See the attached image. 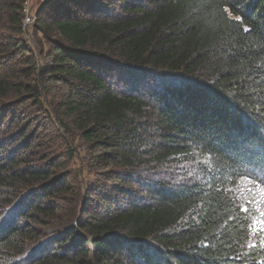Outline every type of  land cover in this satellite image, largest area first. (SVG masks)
<instances>
[{
	"label": "trees",
	"instance_id": "trees-1",
	"mask_svg": "<svg viewBox=\"0 0 264 264\" xmlns=\"http://www.w3.org/2000/svg\"><path fill=\"white\" fill-rule=\"evenodd\" d=\"M25 2L0 0V54L28 83L0 76V134L15 128L0 141V264H264L244 192L264 174V0H48L38 54L20 38ZM49 84L64 88L60 129L109 168L88 208L57 163L30 166L40 134L9 108ZM166 165L197 176L135 179Z\"/></svg>",
	"mask_w": 264,
	"mask_h": 264
},
{
	"label": "rangeland",
	"instance_id": "rangeland-1",
	"mask_svg": "<svg viewBox=\"0 0 264 264\" xmlns=\"http://www.w3.org/2000/svg\"><path fill=\"white\" fill-rule=\"evenodd\" d=\"M48 0H26L22 6L23 19H31V23L26 27H22L23 34L20 38L25 45L33 47V54L43 53L47 46L42 36H33L32 25L36 16L45 7ZM23 26V25H22ZM6 37L7 41L12 39V32L0 33ZM5 41L0 40V49L5 50ZM6 45V44H5ZM45 52V51H44ZM10 57L0 54V76H5L9 80L12 87L19 88L23 83H27L19 73L25 70V65L18 59V54L11 53ZM44 55V54H43ZM31 57V56H30ZM30 59V58H28ZM36 78L34 75L30 79ZM30 83H33L32 81ZM28 84V83H27ZM46 86V85H44ZM41 87V94H37L36 98L26 95V93L14 94L9 108H16L24 113V125L30 129H37L41 140L36 148L38 154L31 160V167H43L49 163H57V173L67 177L74 185V190L79 194L80 204L84 208H88L95 203L94 195L96 193L106 192V188L113 185L106 176L109 168L103 169L94 164L92 152L86 150L81 137L75 132L65 133L57 124V119L53 115L54 111L59 109V99L64 88L61 85H50ZM19 96V97H18ZM15 129V128H13ZM13 129L10 131L13 134ZM6 133H8L6 131ZM10 133L0 134V141L8 140ZM11 146V144L7 145ZM6 148V146L4 147ZM10 148L7 147V152ZM120 173L121 171L112 170ZM197 167L195 166H174L166 165L157 169L135 170V179L139 183L149 181H163L172 186L188 180L196 178ZM260 180L259 184L247 182L244 184V192L250 198L253 212V237L264 249V194L260 192L264 188V174L254 176ZM66 205V204H65ZM64 205V206H65ZM68 208V207H67Z\"/></svg>",
	"mask_w": 264,
	"mask_h": 264
},
{
	"label": "snow or ice",
	"instance_id": "snow-or-ice-1",
	"mask_svg": "<svg viewBox=\"0 0 264 264\" xmlns=\"http://www.w3.org/2000/svg\"><path fill=\"white\" fill-rule=\"evenodd\" d=\"M260 192H261L262 194H264V188H261V189H260ZM241 210H242V211H245V212L248 211V209L243 208V206H241ZM262 215H264V213H262ZM261 230H264V229H261Z\"/></svg>",
	"mask_w": 264,
	"mask_h": 264
},
{
	"label": "built area",
	"instance_id": "built-area-1",
	"mask_svg": "<svg viewBox=\"0 0 264 264\" xmlns=\"http://www.w3.org/2000/svg\"><path fill=\"white\" fill-rule=\"evenodd\" d=\"M31 19H26L24 22H23V27H26L27 25H29L31 23Z\"/></svg>",
	"mask_w": 264,
	"mask_h": 264
}]
</instances>
